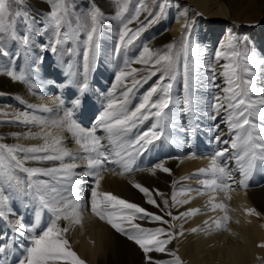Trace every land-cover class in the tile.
<instances>
[{"label": "snow or ice", "instance_id": "1", "mask_svg": "<svg viewBox=\"0 0 264 264\" xmlns=\"http://www.w3.org/2000/svg\"><path fill=\"white\" fill-rule=\"evenodd\" d=\"M45 2L49 5L47 11L33 15L27 10L25 0H0V56L10 57V51L5 46V41L9 39L23 47L24 55H30L36 47L33 37H37L41 53L50 50L55 54L59 46L73 40L79 42L83 34V59L86 64H95L101 27L108 19L95 0H89L88 11L83 15L76 14L68 0ZM151 3L152 7H149L145 0H139L134 10L130 11L131 0H116L117 7L112 17L118 21L116 55L121 52L126 54L147 27L165 18L167 4L157 0H151ZM142 13H147L143 20L140 19ZM19 21H23V33L17 31ZM134 23L138 26L130 27ZM191 33L192 24L186 21L181 26L179 47L175 42L161 50L145 45L138 57L132 61L125 60L105 96L106 105L91 128H83L74 119V110L83 104L88 91L86 80L79 86L72 107L65 108V101L56 98V108L63 109L62 116L45 119L35 112L52 113V107L26 104L25 110L12 113L7 121H0L39 127V132H12L9 135L42 141L31 145L0 143V221L8 230L3 233L4 241L0 242V264H85L72 249L69 239L75 227L82 224L85 211H90L116 233L134 242L141 250L145 264H184L182 258L167 247L178 236L184 235L183 230L176 231L175 225L170 224L164 215L101 191L104 178L101 173L107 170L109 164L121 165L125 172H131L136 155L142 154L156 141L167 138L166 131L174 124L173 109L180 105L182 113L192 116H196L201 107H206V114L213 121L223 112V122L230 137L224 139L221 135H214L217 144L226 146L211 154L206 167L193 173L194 176L205 177L198 181L199 187L189 185L179 189L181 199L177 198L178 181H173L174 190L170 198L159 190L133 182V187L144 195L147 204L166 212L172 220H186L198 214L200 209L189 208L179 212L178 216H174L169 209L189 204L194 199L193 193L203 195L204 189L224 193L227 199H231L227 194L236 188H246L257 164L264 166V56H258L247 46L246 37L231 31L214 56H209L205 49L192 42ZM48 34L49 42L45 43L42 37ZM221 60L225 62L221 64ZM132 64L143 67H132ZM0 74L13 82H27L26 76L13 67L0 71ZM153 77H157L155 82L137 97V92ZM218 78L222 79L223 85L216 83ZM178 82L182 89L179 97L174 96ZM118 87L119 96L115 94ZM29 88L35 91L32 85ZM198 90L215 94L205 102L195 94ZM14 99L23 103L18 95ZM135 99L138 102L133 104ZM6 115L7 112L0 110V116ZM149 120L154 121L151 126L129 140L134 131ZM219 127L215 125L210 131L215 134ZM98 130L105 136L97 135ZM64 132L71 134L78 145L76 150L64 146ZM104 139L110 146H122L127 141V147L115 152L116 159H113V153L102 143ZM43 161L58 163L53 167L28 166L29 162ZM233 162L237 165L236 169L231 167ZM77 169L83 170L77 172ZM156 170L170 173V169L162 163L150 169L153 173ZM236 173L240 179H236ZM85 178L89 179L88 199L80 195ZM187 178L182 177L181 180ZM16 197H23L27 201L25 206L33 209L34 222L25 223L19 210L14 209L12 204ZM156 197H159L163 207L157 203ZM214 200L215 197H211L210 203ZM211 208L220 209L224 214L211 222L204 221V228L194 227L189 231L210 232L214 228L235 235L228 226L231 217L227 205L221 201L211 203ZM244 211L248 216L260 215L255 208H245ZM43 212L49 214L46 227L40 224ZM62 221L65 226H61ZM138 221L159 222L169 227L145 228ZM236 223L239 224V221ZM17 238L24 242L17 243ZM259 247L264 248V243ZM153 253H167L171 259H157Z\"/></svg>", "mask_w": 264, "mask_h": 264}, {"label": "bare ground", "instance_id": "2", "mask_svg": "<svg viewBox=\"0 0 264 264\" xmlns=\"http://www.w3.org/2000/svg\"><path fill=\"white\" fill-rule=\"evenodd\" d=\"M147 1L146 4L150 6V0ZM188 1L191 5L187 3ZM172 5L175 10L172 11L171 6L166 15L169 27L163 36L165 41L180 38L181 26L187 21L192 24V42L205 49L209 56H214L215 51L226 39L229 31L240 36L238 25L251 34L257 30H263L261 38L264 43V0H173ZM134 7V5H130V11L134 10ZM47 9L43 10L47 11ZM28 11L32 13L31 8ZM142 14L140 19L147 15V13ZM134 24L137 25V23ZM220 31L223 33L221 34ZM49 38L48 35L42 37L45 43L49 42ZM84 38H80L79 42L73 40L59 46L55 54L50 50L41 53L38 47L35 54L31 52L30 55H24L26 73L35 91L30 90L25 82H13L7 76L0 74V92L17 94L23 99V103L17 102L16 104L15 102L16 106L13 107H2L1 105L0 110H5L8 113L6 116H1V120L7 121L11 118L12 113L25 110L26 104H46L52 107V113L35 112L36 115L45 119L50 120L62 116L63 109L56 108L58 103L56 98L59 97L65 101V108L72 107V101L78 96L79 86L86 80L89 85L88 91L83 104L74 110V119L83 128L93 127L97 117L103 111L106 101L100 97L98 100L95 96L96 93H93V90L96 89L95 83L82 78L80 75L82 62H84L82 49ZM37 43L40 44L39 38H37ZM5 46L10 51V45ZM66 47L72 49L70 58L65 52ZM20 49L23 50V47L17 45L13 52H10L13 57L3 58V63L6 61L10 67H14L19 59ZM258 56H264L262 47L258 50ZM224 62V60L220 61L221 64ZM133 67L142 68L143 66L133 64ZM217 70L219 71V69ZM17 72L20 73V70ZM216 83L223 85L221 78H218ZM195 94L207 102L215 93L198 90ZM181 95L182 89L178 82L174 89V96L179 97ZM135 103L137 100L133 101V104ZM181 107L182 105L173 109L174 124L169 126L166 131L167 144L171 147L170 154L175 157V159L164 164L170 169V173H164L160 170H156L154 173L150 171L154 167V163L147 152L149 146L142 154L135 156L131 165V172H125L121 165L109 164L107 170L101 173L104 177L101 182V191L113 193L122 199L144 207L150 212L164 215L170 224L175 225L176 231L182 229L184 235L178 236L167 247L170 252L175 251L182 258L184 264H258L264 260V248L259 247L261 243H264V166L257 164L247 181V187L236 188L227 194L231 196V199H227L224 193H215L204 189L203 195L193 193L194 199L189 204L169 209L174 216H178L179 212L189 208L200 209L198 214L186 220L184 218L172 220L166 215V212H161L156 207L147 204L144 195L133 186L128 189L130 182H139L149 189L159 190L166 198H170L168 189L171 179L175 177H188L183 179V184L191 185L194 188L199 187L198 181L205 177L194 176L193 173L201 167H206L211 154L226 146L214 141V135H221L224 139L230 137L227 125L223 122L225 119L223 112L213 121L208 118L206 107H201L196 116L182 113ZM153 122L152 120L145 121L144 125L134 131L129 140L134 139L138 132L150 127ZM3 123L4 125L0 124V137H3L0 139L1 141L7 144L19 143L24 145L42 143L40 140L24 136L17 138L9 135L12 132H39V127ZM215 125L220 127L219 131L214 134L210 129ZM97 135L105 136V133L98 130ZM63 136L65 147L70 150L78 148L70 133L64 132ZM102 143L108 151L113 153V159H116L115 152L122 151L123 147H127V141L122 146H110L107 139L102 140ZM193 154H195L194 158ZM76 162L80 163V161ZM57 163L51 161L29 162L28 166L53 167ZM140 167L142 169L135 172ZM231 167L236 169L237 165L233 162ZM82 170L77 169V172ZM236 179H240L238 173H236ZM88 183L89 179L85 178V183L81 186L80 191V195L85 199H88L90 195ZM125 191H127L126 196L124 195ZM211 197H215L211 203L223 201L227 205L228 215L231 217L228 226L235 235L228 231H216L214 228L210 232L191 233L189 231L194 227L204 228V221L211 222L212 219L224 214L220 209L212 210ZM156 198L157 203H161V207H163L159 197ZM181 198L183 197L178 195V199ZM16 199L14 198L12 204L14 209H18ZM249 207L255 208L260 215H246L244 209ZM18 210L25 223L34 222L35 213L31 207H24V209L21 207ZM237 220L239 224L236 223ZM48 222L49 214L43 212L40 221L41 227H46ZM138 223L145 228L169 227V225L154 222L151 226L146 221H138ZM61 226H65V222L62 221ZM7 231L5 223L0 221V242L4 241L3 233H7ZM69 239L72 249L85 261V264H145L143 254L134 242L116 233L90 211L84 212L82 224L75 227L69 234ZM23 242L17 238V243ZM17 254L19 255V253ZM153 255L157 259H171L167 253H153Z\"/></svg>", "mask_w": 264, "mask_h": 264}, {"label": "rangeland", "instance_id": "3", "mask_svg": "<svg viewBox=\"0 0 264 264\" xmlns=\"http://www.w3.org/2000/svg\"><path fill=\"white\" fill-rule=\"evenodd\" d=\"M70 7H74L75 13L78 15H83L88 11L89 8V0H68ZM157 2H164L167 4L166 9V15L168 13L169 8L172 6V11H174L173 7V0H157ZM139 3V0H131V5L136 6ZM145 3H148L147 0H145ZM187 3L190 4V1ZM95 4L101 9L104 16L108 17V19L104 22V24L101 27V38L99 41V51L97 53L95 66L94 64H86L84 59L82 62V69L80 72V75L84 79H88L91 82L95 83L96 89L93 90V93H96V98L99 100L102 98V100L106 101L105 96L108 93V91L111 89L112 84L115 82V74L117 71L120 70L121 67L124 66L125 60L132 61L134 60L140 53V51L143 49L145 45L152 48L153 50H161L164 48L165 45L169 43L175 42L177 44V47H179V41L178 39H170L165 41L163 39V36L168 31V21L165 18L161 19L160 21L152 24L151 26L147 27L140 35V37L134 42L133 45H131L127 53L121 52L119 55L115 54V44L117 42V27H118V21L115 19H112L114 12L116 10V0H95ZM149 7H152L151 0L149 2ZM25 6L27 10L31 8L32 14L35 15L37 12H45L46 10H43L45 8H49L48 4L45 2V0H25ZM45 6V7H44ZM143 15V14H141ZM145 15L141 18L143 20ZM19 26L17 31L19 33H23L25 31V28L23 27V21L18 22ZM138 25L133 24L130 25V27H137ZM239 34L241 37H246L247 39V46L250 49H253L256 54L258 55L259 48L262 47L264 49V43L262 41L261 35L263 34V30H257L254 34H251L247 31H245L240 25L237 26ZM221 30V29H220ZM243 30V31H242ZM223 31V30H222ZM222 31L221 34L223 33ZM50 36V34H48ZM84 35L81 34L80 38H83ZM264 37V36H263ZM36 47L32 50L34 54L36 53L37 48L39 47V44L37 43V37H33ZM5 45H10V52H13L14 48L19 45V43H13L10 39L5 41ZM68 49H71L69 47L65 48L66 54L69 56V58L72 55V51H68ZM83 49V47H82ZM11 54V53H10ZM19 59L14 65V70L22 72L26 78H27V84L28 86L31 85L28 74L26 73V66H25V57L23 50L20 49ZM11 58L13 57V54L10 55ZM33 58V55L31 56ZM3 58H10V57H0V70L7 69L10 67L8 65V62H4ZM6 60V59H5ZM5 64V65H4ZM7 65V66H6ZM133 67V64L131 65ZM107 76V77H106ZM157 77H153L152 80L148 82V84L144 85L142 89L137 92V97L143 94L144 91L147 90V88L155 82ZM120 88L118 87L116 89V95L119 96ZM3 93V95H0V106L2 107H13L16 106L17 101L14 99L17 94H10V93ZM19 96V95H18ZM21 97V96H20ZM100 97V98H99ZM138 102V99H135ZM16 102V104H15ZM5 112V110H2ZM1 117V116H0ZM0 121L1 118H0ZM1 125H4L3 122H0ZM167 139H161L160 141H156L150 148L147 150L148 155L151 156L152 161L154 163V166L158 163L165 164L168 161H171L175 159V157L170 154L171 147L169 144H167ZM0 143H6L0 140ZM140 167L135 172L141 170ZM173 177V176H172ZM21 179H23V175L21 174ZM173 181H178L176 185V190L178 191L179 195V189L181 187H186V184H183L181 178L175 177L172 178L169 185V195L171 196L173 188ZM133 186V182H130L128 189ZM124 195H127V191H125ZM16 201L18 202V209L19 208H26L27 201L23 199V197H16ZM133 198V197H132ZM178 198V197H177ZM150 226L153 222L146 221ZM158 224L159 222H154ZM147 224V225H148ZM148 228V227H147ZM14 261V257H13ZM258 264H264V260L259 262Z\"/></svg>", "mask_w": 264, "mask_h": 264}]
</instances>
